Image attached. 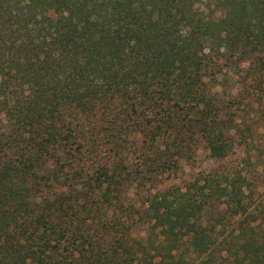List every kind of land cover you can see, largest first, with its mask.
<instances>
[{"label": "trees", "instance_id": "obj_1", "mask_svg": "<svg viewBox=\"0 0 264 264\" xmlns=\"http://www.w3.org/2000/svg\"><path fill=\"white\" fill-rule=\"evenodd\" d=\"M262 120L264 0H0V264H264Z\"/></svg>", "mask_w": 264, "mask_h": 264}, {"label": "rangeland", "instance_id": "obj_2", "mask_svg": "<svg viewBox=\"0 0 264 264\" xmlns=\"http://www.w3.org/2000/svg\"><path fill=\"white\" fill-rule=\"evenodd\" d=\"M234 77H232L227 84L224 86L218 85L216 90L219 94L227 95L228 93H235V82ZM256 130L253 131L251 142L245 144L244 146L234 144L232 152L229 153L228 157L222 161H212L208 158L206 151L200 147L195 155V161L192 165H183L181 171L176 175V178L172 179L170 183L178 184L179 186L186 185L189 181L194 178L204 175L208 171H218L222 172L225 168L230 167H242L241 160L243 158H248L250 166L256 167V164H264V120L258 123ZM253 171V170H252ZM250 181H253V203L258 201L259 195L262 191V186L258 185V182H254L253 177H249Z\"/></svg>", "mask_w": 264, "mask_h": 264}]
</instances>
